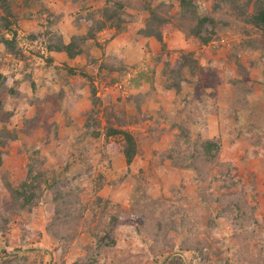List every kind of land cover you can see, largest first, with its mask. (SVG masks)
<instances>
[{"label": "rangeland", "instance_id": "rangeland-1", "mask_svg": "<svg viewBox=\"0 0 264 264\" xmlns=\"http://www.w3.org/2000/svg\"><path fill=\"white\" fill-rule=\"evenodd\" d=\"M73 1L83 3L8 0L12 32L0 23V39L16 32L21 48L14 56L0 43V133L15 130L18 136L0 147V264H264L262 34L244 24L229 0H195L201 15L216 19L217 33L202 45L193 23L180 18L178 2L153 1L151 11L173 23L162 28L159 42L143 34L158 25L144 10L147 0H114L125 3L107 6L124 25L107 24L94 35L84 79V58L69 61L46 50L56 39H68L73 23L85 27ZM247 39H255V49L242 45ZM50 55L54 69L47 70L44 57ZM65 64L79 73L60 76L55 68L64 74ZM123 113L122 129L136 142L131 165L107 150L115 138L92 135L116 126L114 114ZM212 139L220 148L210 160L201 146ZM27 148L43 161V178L56 174L71 200L68 214L87 210L76 214L70 240L49 234L53 206L44 200L43 206L20 207L5 185L18 187L31 158L22 151ZM113 215L119 224L109 234Z\"/></svg>", "mask_w": 264, "mask_h": 264}, {"label": "trees", "instance_id": "trees-1", "mask_svg": "<svg viewBox=\"0 0 264 264\" xmlns=\"http://www.w3.org/2000/svg\"><path fill=\"white\" fill-rule=\"evenodd\" d=\"M12 2V4H15L14 1L16 0H9ZM95 2H100L102 6L101 10L94 8V6H88V4H85L87 0H83V3L81 2L80 5H78L77 1H73V4L78 5L77 13L75 14V17L81 16L85 22V27H81L80 23H73V26L75 27V31L68 37V39L62 40L61 38L58 40L56 39V42L49 43L47 45V52L49 54H56V53H62L65 54L66 58L69 61L75 60L76 58H84L86 62L81 65L80 72L83 73L84 79H89V76L87 74V67H89L90 63L93 62L92 57L90 56V52L95 47V38L94 35L96 33L101 32L106 25L108 24V27L112 28H118L122 29L121 25H124L120 18L117 19L119 13L116 10H113L111 7H107L110 3H112L114 0H93ZM148 3L146 4V7H144V10L151 11V4L153 1H156L159 3V6H166L168 3L165 0H147ZM178 2V6L182 9V12L180 14V18H183L185 20V23L192 22L193 23V34L195 35V39L202 45H207L209 41L211 40V36H214L217 32V26H216V19L211 17L209 14L201 15L198 10V3L195 0H175ZM239 0H229V2L234 6V9L236 11L235 14H238L241 16L242 20L244 21V24L250 25L252 28L256 29L258 32L262 34V37L264 39V0H246L245 4L238 7L235 5L236 2ZM6 2L8 0H0V9L3 10L4 14L1 15L0 13V23H4V28L12 32V26L14 25V22H12L9 19V16L13 15L9 9L8 5H6ZM33 4V3H32ZM30 4V5H32ZM114 4L117 8H120L125 3H121V1H116ZM252 5V9L250 13H245V8ZM83 6V7H82ZM170 6V5H168ZM122 8V7H121ZM0 10V12H1ZM83 10V11H82ZM85 11V12H84ZM168 11V10H167ZM83 12V13H82ZM101 15L104 17L103 21H97L95 20L96 15ZM152 14V20H154L155 23H158L157 28H149L147 31L143 32L145 37L152 38L154 37L159 42H162V28L166 26H172L173 23H169L168 19L163 17L161 18L158 13L151 11ZM78 21V19H77ZM80 21V20H79ZM151 21V20H150ZM110 22V23H107ZM122 22V23H121ZM121 24V25H120ZM152 23H148L149 26H151ZM206 24H209V28L206 27ZM224 24V23H223ZM227 25V24H226ZM85 28V29H83ZM168 28V27H166ZM202 32H208L209 36L202 37ZM16 32L13 34V38L11 40L6 39L5 37H1L0 43L7 47V51H10V53H13L14 56L21 54V48L18 47L17 39H16ZM31 40L35 39L36 37H30ZM256 41L255 39H247L245 42L243 41L242 45H246L249 48H256ZM240 45V47H242ZM21 46V45H20ZM22 47V46H21ZM40 57L42 55L40 54ZM46 58V68L50 70V68L53 67V59L52 55L44 57ZM65 73L61 74L62 71L61 68H55L57 73L60 76H66L67 75H73L78 74L79 69L77 70L74 66L69 67L67 64H65ZM54 69V67H53ZM142 76V74L139 75V77ZM138 79V77H137ZM3 80V76L0 74V83ZM139 80V79H138ZM134 85H136V80L133 81ZM62 85V84H61ZM59 85V86H61ZM179 90V88H178ZM12 92V91H11ZM94 96L92 97L95 101V104H98L99 101L97 97H95V90L92 92ZM2 91L0 90V106L3 104L2 99ZM131 99H128L130 101ZM139 108V107H138ZM111 114V113H110ZM125 114V115H124ZM8 115V113H7ZM110 116H113L112 114ZM109 116V117H110ZM127 116L126 113L123 114H114L115 120L117 122V125L109 124L105 128V132L101 133L99 130H94L92 132L93 138H99L100 136H103L106 140V142L109 141L110 138H115L114 143L108 142L107 150L110 152H115L121 154V156L124 157L126 165H131L133 162V159L136 155V142L134 140V137L132 133L129 130L122 129V125H126L125 121H122L123 118ZM108 122H109V118ZM133 121V119H132ZM87 127H90L91 125L86 124ZM0 135L2 138L0 139V147H6L9 143L18 141L17 131L12 130L11 132L9 130H2ZM203 149L204 154L210 158V160L214 159V156L218 149L220 148V144L215 139L212 140H206L205 143L201 146ZM24 153L28 152L31 154V158L28 159L27 163L25 164V175L20 179L18 182L17 188H12L8 183V181L5 180V185L8 189H10L11 194L14 195L15 200L17 201L16 204L20 207H25L27 205H30L32 207L36 206H43L44 200L46 203H49L50 206L54 207L55 216L50 220L49 224V234L51 236H56L59 241H66L70 240V238H73L75 235V230L73 226V221L77 220L80 216H83L84 212L87 210L83 209H76L75 213H69L68 211H71V200L68 203L67 198L65 197V194L61 193V190L59 186V182L56 179V174L53 173L52 176L48 178L44 177V172L40 170V164H43L42 162H38L37 160L33 159L34 155L36 156L37 151L27 148L22 149ZM210 156V157H209ZM2 166V157L0 152V167ZM68 166L65 167L63 170H67ZM62 174L60 173V176ZM41 182L44 184V187H41ZM51 195L50 200L47 201L46 196ZM62 202V204H61ZM63 214L62 217H57L56 215ZM76 214H78V218L76 217ZM133 216L134 215H130ZM112 217V223L113 226L109 227V234L114 233L116 230V224H119L118 218L116 215L111 216ZM79 220V219H78ZM53 227H58L59 229L56 230V228L51 230ZM64 229L65 234L59 235V230ZM103 240V239H102ZM115 242L110 241L108 244H114ZM155 262H157V258L153 259ZM89 262H72L71 264H91Z\"/></svg>", "mask_w": 264, "mask_h": 264}, {"label": "built area", "instance_id": "built-area-1", "mask_svg": "<svg viewBox=\"0 0 264 264\" xmlns=\"http://www.w3.org/2000/svg\"><path fill=\"white\" fill-rule=\"evenodd\" d=\"M118 88L120 89L121 87H120V86H118Z\"/></svg>", "mask_w": 264, "mask_h": 264}]
</instances>
